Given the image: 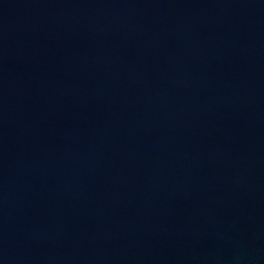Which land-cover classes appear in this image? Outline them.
Here are the masks:
<instances>
[{"label": "water", "instance_id": "obj_1", "mask_svg": "<svg viewBox=\"0 0 264 264\" xmlns=\"http://www.w3.org/2000/svg\"><path fill=\"white\" fill-rule=\"evenodd\" d=\"M0 264H264V0H0Z\"/></svg>", "mask_w": 264, "mask_h": 264}]
</instances>
